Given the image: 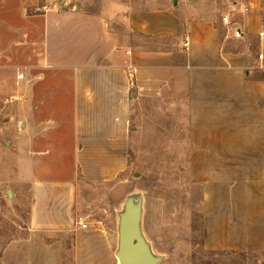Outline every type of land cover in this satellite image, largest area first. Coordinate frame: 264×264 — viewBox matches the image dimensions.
Wrapping results in <instances>:
<instances>
[{
	"label": "crops",
	"instance_id": "crops-1",
	"mask_svg": "<svg viewBox=\"0 0 264 264\" xmlns=\"http://www.w3.org/2000/svg\"><path fill=\"white\" fill-rule=\"evenodd\" d=\"M40 4L0 0V56L63 81L46 83L28 106L59 116L23 124L27 229L0 264H120L119 236L84 229L79 218L87 221L88 194L127 168L136 96L177 99L186 117L181 159L201 187L204 249L264 253V82L255 78L264 70V0H226L220 9L178 0L181 12L128 15L40 12Z\"/></svg>",
	"mask_w": 264,
	"mask_h": 264
},
{
	"label": "rangeland",
	"instance_id": "rangeland-1",
	"mask_svg": "<svg viewBox=\"0 0 264 264\" xmlns=\"http://www.w3.org/2000/svg\"><path fill=\"white\" fill-rule=\"evenodd\" d=\"M225 2L201 0V5L220 9ZM37 8L40 12L55 8L60 13L117 11L125 15L163 8L181 12L174 0H41ZM6 50L0 48V54H7ZM49 82L63 81L45 80L42 69L29 60L16 57L9 62L0 56V260L5 246L24 236L27 229L30 197L19 172L31 147L23 142V124L59 116L28 108L49 90V85L45 87ZM177 104V99L170 98H134L127 168L115 181L88 194L91 199L84 222L119 236L121 221L132 203L140 210L141 235L161 264H264V253L204 249L202 216L197 211L201 187L187 174L189 161L181 159L186 117L181 106L175 109Z\"/></svg>",
	"mask_w": 264,
	"mask_h": 264
},
{
	"label": "water",
	"instance_id": "water-1",
	"mask_svg": "<svg viewBox=\"0 0 264 264\" xmlns=\"http://www.w3.org/2000/svg\"><path fill=\"white\" fill-rule=\"evenodd\" d=\"M174 1L177 3L178 0ZM140 219V210L130 203L119 229V248L116 255L120 264L160 263L141 235Z\"/></svg>",
	"mask_w": 264,
	"mask_h": 264
},
{
	"label": "built area",
	"instance_id": "built-area-1",
	"mask_svg": "<svg viewBox=\"0 0 264 264\" xmlns=\"http://www.w3.org/2000/svg\"><path fill=\"white\" fill-rule=\"evenodd\" d=\"M222 21H223V23H224L226 26H228V28H229L230 30H232V31L235 32V36H236V37H241V36H242L241 31L234 27V25H233V23L231 22V20L229 19V17H227V16H226V17H223V18H222ZM260 36H263V33H260ZM183 46H184L186 49H188V47L190 46V40H189L188 37H186V38L184 39ZM260 57H262V55H261ZM18 78H19V79H24V74H19V75H18ZM79 223H80L81 227L84 228V229L87 228V226H88V224L85 223L81 218H79Z\"/></svg>",
	"mask_w": 264,
	"mask_h": 264
},
{
	"label": "trees",
	"instance_id": "trees-1",
	"mask_svg": "<svg viewBox=\"0 0 264 264\" xmlns=\"http://www.w3.org/2000/svg\"><path fill=\"white\" fill-rule=\"evenodd\" d=\"M255 78L256 80H260L264 82V70L258 71Z\"/></svg>",
	"mask_w": 264,
	"mask_h": 264
},
{
	"label": "bare ground",
	"instance_id": "bare-ground-1",
	"mask_svg": "<svg viewBox=\"0 0 264 264\" xmlns=\"http://www.w3.org/2000/svg\"><path fill=\"white\" fill-rule=\"evenodd\" d=\"M118 261H119V259H118ZM120 263V262H119Z\"/></svg>",
	"mask_w": 264,
	"mask_h": 264
}]
</instances>
